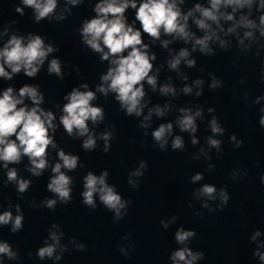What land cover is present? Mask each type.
<instances>
[{
    "label": "water",
    "instance_id": "obj_1",
    "mask_svg": "<svg viewBox=\"0 0 264 264\" xmlns=\"http://www.w3.org/2000/svg\"><path fill=\"white\" fill-rule=\"evenodd\" d=\"M95 2L83 0L78 5H68L71 14L66 12L65 19L58 21L53 14L52 18L46 17L37 23L30 7H25L22 16L15 11L20 0H0V32L5 26L9 28V32L0 38V46L12 32L40 34L46 43L59 46L58 51L49 54L35 77H27L21 71L10 81L0 78V88L9 84L16 88L24 83L39 84L45 96L42 106L56 112L57 117L60 114L57 105L62 107L64 94L73 86L87 82L94 90L109 64L108 61H101L99 53L81 42L78 29L85 18L95 15ZM196 2L185 0L182 8L187 10ZM199 2L206 3V0ZM66 3L67 0H58L56 13ZM127 14L131 18L134 10L129 9ZM189 23L192 30L200 35L191 20ZM164 38L170 37L162 34L161 39ZM151 39L144 34L145 42L150 43V50L156 53L154 69L160 67V72L155 90L145 83L144 99L148 104L141 116H126L112 92L107 96L97 92L96 99L92 101L103 106L104 120L95 125L89 121V127L94 128L96 133L106 130L113 133L109 152L102 150V139L97 140L94 150L88 151L82 147L84 137L70 136L62 125L57 128L55 139L58 147L78 154L80 158L76 169L69 171L62 168L72 177V199L68 203L58 200L54 209L41 203L45 198L55 197L47 188L50 177L54 175L51 167L44 169L42 175L34 176L28 170L30 162L27 156H23L18 164H10L9 167L18 169L19 176L32 181L24 193H18L13 182L5 184L6 170L0 167V211L11 206L15 214V205L19 204L24 214V227L20 231L11 232L10 224L0 226V239L9 241L18 249L20 256L19 260L5 257L4 264H171L168 254L181 246L174 239L175 231L180 226L195 229L197 233L190 247L205 252L204 260L197 264H257L251 255L253 245L248 237L256 227L264 229V184L259 182V174L264 172V128L257 123L260 104L253 103L256 95L264 91V84L257 78L259 62L251 57L245 58L235 36H229L228 39L232 41L229 49L222 50L218 44L213 45L216 49L214 56L202 55L198 50L192 52L197 61L195 67L189 68L183 62L180 65L181 72L188 76V80L184 81L175 70L167 67L168 49L163 48L159 41L151 44ZM261 42H264V38H261ZM181 47L190 48L191 45H185L182 40L169 45L175 50ZM255 50L256 45L253 44L252 53ZM53 56L62 61L65 72L63 79L54 73L48 74V60ZM261 56L264 57V50ZM209 72L221 76L224 86L217 90L210 89ZM242 75L248 79L244 84L239 82ZM169 77L177 89L176 96L163 95L159 91V84ZM197 77L205 80L200 96L195 95V88L189 94L180 91L185 83L192 84ZM245 91L249 93L247 100ZM166 103L170 107L165 115L153 113L150 126L147 129L140 126L149 108L157 104L163 107ZM210 106L214 107L215 112L207 111ZM181 107H190L193 111L203 108L202 117L196 119L197 144H192L189 132L181 131L175 123L181 115ZM212 115H216L226 129L222 136L217 134L223 141L219 152L207 144V138L213 135L208 124ZM166 122L173 123V137L180 135L183 138L182 149L171 148L172 137H169L165 150H161L154 141L152 130ZM233 132L238 139L244 140L239 149L229 139ZM201 148L204 152L200 151ZM56 151L51 146L47 150L51 164L58 159ZM141 160L147 162L148 168L143 176L133 178L139 180V186L134 188L128 183V175L139 166ZM209 164L213 167L209 168ZM105 169L109 173L107 182L116 186L123 199L130 201L127 213L120 219L114 218V212L107 209L98 196L96 208L82 203L83 177L88 171L99 175ZM236 169L237 178L233 180L230 173ZM196 172L203 173V178L193 183L191 177ZM205 183L215 184L218 189H228L231 198L223 209L217 207L219 199L208 201L212 211L203 207L206 197L197 198L196 190ZM173 216L176 217L175 222L167 229L163 228L161 219L170 220ZM54 223L59 228L52 229ZM50 229L64 233L61 243L67 246L68 251L62 254L60 261L48 258L40 260L36 256V249L43 246ZM128 233L131 235L125 240L124 236ZM80 242L86 245L84 251H78L75 247V243ZM129 244L135 246V251L131 252L130 258H125L118 246L127 247Z\"/></svg>",
    "mask_w": 264,
    "mask_h": 264
},
{
    "label": "clouds",
    "instance_id": "obj_2",
    "mask_svg": "<svg viewBox=\"0 0 264 264\" xmlns=\"http://www.w3.org/2000/svg\"><path fill=\"white\" fill-rule=\"evenodd\" d=\"M83 0H67L64 8L56 13L58 0H20L15 11L21 16L24 15L25 7L33 9V19L38 23L42 19L52 18L55 14L56 20L65 19V13L71 14L68 5H78ZM185 0H96L93 11L94 16L85 18L78 31L81 42L92 51L100 54L101 61H108L106 72L100 76V83L95 89L89 87L87 82L73 86L70 91L64 94L65 103L60 108L57 117L56 112L43 107L44 93L40 85L36 83H24L19 88L9 84L0 88V167L6 170V181L16 185L18 193L28 190L32 181L18 175V169L9 167L10 164H18L23 156L29 160L28 170L34 176H40L43 170L51 167L52 175L47 184L48 190L55 194L54 198H45L41 203L49 209H54L57 201L68 203L71 199L72 177L66 174L63 169L74 170L79 163V155L66 152L59 148L55 139L57 128L62 125L64 130L70 135L84 137L82 147L91 151L97 147V140L104 141L103 151L109 152L110 141L113 138L111 131L96 133L94 128L89 127V121L93 125L104 120V108L94 104L97 92L107 96L109 92L115 94V100L119 102L120 109L126 116H141L143 109L148 104L144 99L145 83L153 90L158 87V73L160 67H155L156 53L150 50V43L145 42L144 34L151 39V44L159 41L161 46L169 51L167 67L175 70L181 79L188 80L187 74L181 72L180 65L183 62L187 67H195L196 58L192 52L199 51L205 56H214L216 49L213 45L218 44L222 50L229 49L232 41L229 36H235L237 46L245 58L251 57L258 60L259 67L257 78L264 84V57L261 56L264 50V0H206L201 3L197 0L191 7L184 10L182 5ZM134 10V15L130 18L128 10ZM195 25L200 31V35L192 30L189 23ZM14 23V21H13ZM227 25V26H226ZM241 29L243 30L241 32ZM9 32L7 26L0 32V38ZM162 34L165 37L161 39ZM176 40H182L185 45L191 47H181L179 50L169 48V45ZM247 41V43H246ZM256 45V50L252 53V46ZM59 50V46H54L51 42L46 43L43 36L36 33L27 35L12 32L9 38L0 46V78L12 80L21 71L27 77H35L40 71L49 54ZM48 74H55L63 79L65 72L62 70V61L59 57L53 56L48 60ZM203 71V69H201ZM210 82L208 87L217 90L224 86V80L214 72H209ZM247 76L242 75L239 82H247ZM205 80L197 77L192 84L185 83L180 89L184 94L193 92L195 95L202 94ZM159 91L163 95H177V89L171 82V77L164 83L159 84ZM249 93L245 91L244 97L247 100ZM264 91L256 95L253 103L260 104L258 109L257 123L260 128H264ZM170 105L166 103L163 107L159 104L148 109V113L143 116L140 126L147 129L150 126L152 114L163 116L168 111ZM209 113L215 112L214 107H208ZM181 113L175 123L181 131H187L191 135V143L197 144L198 138L196 119L202 117L203 108L181 107ZM58 121V122H57ZM213 135L207 138L210 148L220 151L223 143L217 137L222 136L226 129L221 125L216 115H212L208 122ZM151 135L161 150H165L171 139L173 150L182 149L184 140L180 135L173 137V123L166 122L154 128ZM233 146L237 149L244 144L243 138H237L235 132L229 137ZM56 149L58 159L54 164L48 159V148ZM204 152V149H200ZM213 165L209 164V168ZM148 168L146 161L141 160L139 166L128 175V183L134 188L139 186V180L134 177H141ZM238 169L230 173L231 179L236 180ZM246 174V173H245ZM109 173L107 169L99 175L93 171L83 177V191L80 193L82 203L96 208V196L99 201L110 211H113L115 219L122 218L127 213L129 200L122 198L116 190V186L107 182ZM203 178V173L196 172L191 181L197 182ZM259 182L264 184V172L259 174ZM197 198L206 197L203 207L213 209L209 206V200L219 199L218 208L223 209L229 202L231 194L226 187L217 188L215 184L205 183L196 190ZM123 210V211H122ZM176 217L170 220L161 219L160 224L167 229L175 222ZM24 214L19 204L15 205V214L8 209L0 211V226L11 225V232L16 233L23 227ZM59 228L58 224H53L52 229ZM49 230L48 237L45 238L43 246L36 249V256L40 260L45 258L53 261H60L62 254L68 251L66 245L61 243L62 231ZM131 233L124 236L127 240ZM197 235L195 229L180 226L176 229L174 239L180 247L175 248L168 254L171 264H197L205 258L203 249L194 250L190 247L192 238ZM264 229L256 227L251 231L248 239L253 245L251 255L257 264H264ZM75 242V238H72ZM78 251H84L86 245L83 242L75 243ZM119 251L130 258L131 252L135 251V246L129 244L127 247L118 246ZM31 255V253H29ZM5 257L8 260H19V251L15 249L9 241L0 239V264H4Z\"/></svg>",
    "mask_w": 264,
    "mask_h": 264
}]
</instances>
